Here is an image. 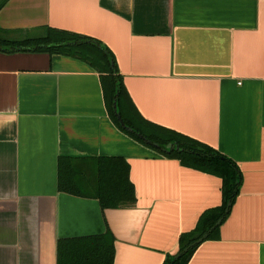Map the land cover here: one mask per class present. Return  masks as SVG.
I'll list each match as a JSON object with an SVG mask.
<instances>
[{
  "label": "crops",
  "instance_id": "1",
  "mask_svg": "<svg viewBox=\"0 0 264 264\" xmlns=\"http://www.w3.org/2000/svg\"><path fill=\"white\" fill-rule=\"evenodd\" d=\"M43 26L101 40L144 118L239 165L240 193L218 238L188 264H264V0H8L0 9L9 38ZM99 156L127 159L135 204L103 209L60 191V157L75 158L87 187ZM221 188L122 131L88 63L0 51V264H58L59 240L108 229L114 264H164L222 203Z\"/></svg>",
  "mask_w": 264,
  "mask_h": 264
},
{
  "label": "trees",
  "instance_id": "2",
  "mask_svg": "<svg viewBox=\"0 0 264 264\" xmlns=\"http://www.w3.org/2000/svg\"><path fill=\"white\" fill-rule=\"evenodd\" d=\"M7 1L0 0V9ZM40 32L35 36L13 39L5 35L6 30L0 28V51L47 52L88 63L101 74L110 115L122 131L159 153L180 160L184 166L221 178L222 203L206 210L193 230L180 235L177 250L169 253L164 262V264H188L204 241L218 238L220 227L230 214L240 193L243 176L239 165L211 145L144 118L128 94L114 53L101 40L52 26H43ZM116 98L117 110L131 130L124 128L117 117L114 106ZM171 143L178 144L181 150L168 152L166 149ZM90 159L94 165L91 170L93 182L83 187L78 182L79 176L83 174L76 168L75 158H59L60 191L97 198L103 209L123 208L136 203V187L131 180V166L126 158L99 156ZM227 208H229L228 212ZM220 218H223L222 223L208 238L191 247L179 258H175L177 253L200 238ZM114 262L115 239L110 229L104 234L65 238L58 242V264H114Z\"/></svg>",
  "mask_w": 264,
  "mask_h": 264
},
{
  "label": "water",
  "instance_id": "3",
  "mask_svg": "<svg viewBox=\"0 0 264 264\" xmlns=\"http://www.w3.org/2000/svg\"><path fill=\"white\" fill-rule=\"evenodd\" d=\"M115 110H116V114H117V117L121 123V125L128 129V130H131L130 127H128L125 122L123 121V118L121 116V114L118 112L117 110V98L115 100ZM168 152H172L173 150H177V151H180V146L176 143H171L167 146V149H166ZM231 206V202L229 203V207ZM229 208H227V212H228ZM223 221V218H220L213 226H211L200 238H198L197 240H195L194 242H192L191 244H189L188 246H186L181 252L177 253L175 255V258H179L184 252H187L191 247L195 246L196 244H199L201 242H203L206 238L209 237V235L215 230V228L217 226H219Z\"/></svg>",
  "mask_w": 264,
  "mask_h": 264
},
{
  "label": "rangeland",
  "instance_id": "4",
  "mask_svg": "<svg viewBox=\"0 0 264 264\" xmlns=\"http://www.w3.org/2000/svg\"><path fill=\"white\" fill-rule=\"evenodd\" d=\"M39 33H41V32H40V31H37V32H36V34H39Z\"/></svg>",
  "mask_w": 264,
  "mask_h": 264
}]
</instances>
